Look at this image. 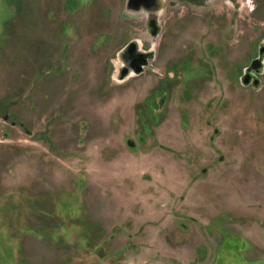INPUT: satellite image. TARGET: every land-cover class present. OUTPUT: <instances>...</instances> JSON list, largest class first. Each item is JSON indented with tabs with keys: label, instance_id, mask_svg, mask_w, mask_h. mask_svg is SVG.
Returning <instances> with one entry per match:
<instances>
[{
	"label": "rangeland",
	"instance_id": "374dc122",
	"mask_svg": "<svg viewBox=\"0 0 264 264\" xmlns=\"http://www.w3.org/2000/svg\"><path fill=\"white\" fill-rule=\"evenodd\" d=\"M120 1L0 0V264H264V70L258 87L239 70L264 0L185 6L240 31L195 61L170 16L149 31ZM115 27L151 49L141 73L105 55Z\"/></svg>",
	"mask_w": 264,
	"mask_h": 264
},
{
	"label": "flooded vegetation",
	"instance_id": "af4514ba",
	"mask_svg": "<svg viewBox=\"0 0 264 264\" xmlns=\"http://www.w3.org/2000/svg\"><path fill=\"white\" fill-rule=\"evenodd\" d=\"M127 1H129V7L131 8V10H139L141 8L146 9V25L145 23L143 25L145 26V28H149V31H151V28L156 27L157 17L164 18L165 16H170L173 20V31L174 33H176L175 36L173 35V42H175V39L183 37L181 42L183 49L185 50L184 53L193 54L194 59L192 60L194 61L199 57V55H197L196 53L203 54L204 49H209L212 53L215 54L214 57H217L218 55L220 56L222 53L227 52V49H230L229 44H231L232 42L231 48H233V46L237 42L236 39L240 34V31L237 28V21H235L233 16H228V21L224 24L220 19V14H208V16H212V19H217V21H219L217 26L216 20H209L206 14H204L203 16H193L186 19V17L189 16L186 12L187 7L189 8L191 6H200L206 0H125L126 3ZM224 1L228 2L229 0ZM161 6L163 7L162 10L160 9ZM200 26H202L203 28L202 32H200ZM213 26H216V28L213 29ZM218 28H221L223 30L217 31ZM209 29L210 32H212V37H214V40L209 39L206 41L205 37ZM152 32L154 33L155 30L152 29ZM110 38L113 37L110 35ZM202 40L204 42H202ZM111 41L115 43L114 39H112ZM137 41H139L140 46L136 44ZM116 44L117 45H115V47L118 46L119 48L118 62L120 64L118 62H115V65L117 64L116 67L120 68V73L133 72L139 65L145 62L146 58L149 59L152 55V52L149 51L151 49L142 50V46H146L143 45L138 39H132L127 43H123V40H121L120 42H116ZM158 49L159 47L154 49V51ZM221 57L224 58L223 55ZM180 59L181 56L178 60ZM175 61L177 60L171 61L170 64ZM210 61L212 62L211 64L213 66L222 67L218 66L222 61ZM239 70L241 72L240 82L242 85L252 87L259 86V78L264 70V41H261L256 46V51L252 54V56L250 55L249 59L245 63H243L242 66H240ZM246 76H249L248 84H243L242 79H244ZM256 79L259 82L257 85H253L252 83Z\"/></svg>",
	"mask_w": 264,
	"mask_h": 264
},
{
	"label": "crops",
	"instance_id": "0c3cea01",
	"mask_svg": "<svg viewBox=\"0 0 264 264\" xmlns=\"http://www.w3.org/2000/svg\"><path fill=\"white\" fill-rule=\"evenodd\" d=\"M118 2H119V5H120V7L122 8L123 7V2L121 3V1L120 0H118ZM110 35L114 38V40H115V44H116V42H120L121 40H124L123 39V36H125V34H122V31H120L119 30V28H117V27H115L113 30H110ZM118 44V43H117ZM114 48V49H113ZM112 48V50H110V51H108V52H106L105 53V55L108 57L109 56V54L112 52V51H115L117 48H118V46L117 47H113ZM87 55L89 56V58H91L92 59V55L90 54H88V52H87ZM104 61H105V58H104ZM137 98L138 96L137 95H135V92H133V93H131L130 94V97H129V101L130 100H133L134 98ZM126 102L128 101V99H126L125 100ZM137 102H134L133 104H136ZM130 104V103H129ZM133 108H131L130 110H128V111H126V112H123V118H124V122H123V124H121L120 125V127L123 129V130H125L126 129V127H127V125L129 126V127H131V128H133V127H137V120H138V117H137V110H136V108L134 107V106H132ZM175 115V114H174ZM103 117V120H100V117L99 116H95V121L98 123V126H100L99 127V130H100V132H105V131H107V124H106V122H105V115L104 116H102ZM177 117V116H176ZM177 120H180L179 119V117L176 119V121L174 122L175 123V125H174V129H173V132H176V130H177ZM179 123H180V121H179ZM160 125V123L158 124V126ZM158 126H156L155 127V132H157V128H158ZM120 131V130H119ZM110 135H112V131H111V134ZM110 135H107V136H105L104 137V140L106 141V142H108V144L110 145V140H111V136ZM103 141V137L102 138H100V140H98V141H95L94 143V145H98L99 143H101ZM108 146V145H107ZM114 166V165H113ZM117 197V196H116ZM122 198V197H121ZM117 199V198H116ZM118 201H120L119 199H118ZM116 202V201H115Z\"/></svg>",
	"mask_w": 264,
	"mask_h": 264
},
{
	"label": "water",
	"instance_id": "95a60500",
	"mask_svg": "<svg viewBox=\"0 0 264 264\" xmlns=\"http://www.w3.org/2000/svg\"><path fill=\"white\" fill-rule=\"evenodd\" d=\"M148 61V59L146 58L145 59V62L143 63V64H141V65H139L136 69H135V73H141L142 72V69L145 67V65L148 63L147 62ZM248 81H249V76H246L244 79H242V83L243 84H248ZM258 80L256 79V80H254L253 81V85H257L258 84ZM2 118L4 119V120H6V115H4V116H2Z\"/></svg>",
	"mask_w": 264,
	"mask_h": 264
}]
</instances>
